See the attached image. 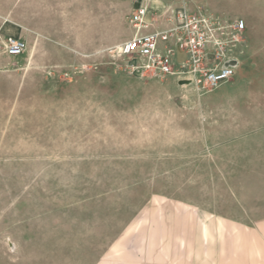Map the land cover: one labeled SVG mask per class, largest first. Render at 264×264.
<instances>
[{
	"label": "rangeland",
	"instance_id": "rangeland-1",
	"mask_svg": "<svg viewBox=\"0 0 264 264\" xmlns=\"http://www.w3.org/2000/svg\"><path fill=\"white\" fill-rule=\"evenodd\" d=\"M154 1L244 19V74L199 94L134 71L130 0H0V264H98L130 223L263 201L264 0Z\"/></svg>",
	"mask_w": 264,
	"mask_h": 264
},
{
	"label": "built area",
	"instance_id": "built-area-1",
	"mask_svg": "<svg viewBox=\"0 0 264 264\" xmlns=\"http://www.w3.org/2000/svg\"><path fill=\"white\" fill-rule=\"evenodd\" d=\"M130 2L132 34L117 46L116 55L135 59L134 71L149 78L171 76L199 94L217 90L233 78L245 40L244 19L221 16L201 5ZM5 49L9 56H18L25 43L8 36Z\"/></svg>",
	"mask_w": 264,
	"mask_h": 264
},
{
	"label": "crops",
	"instance_id": "crops-1",
	"mask_svg": "<svg viewBox=\"0 0 264 264\" xmlns=\"http://www.w3.org/2000/svg\"><path fill=\"white\" fill-rule=\"evenodd\" d=\"M243 51L230 81L250 62L249 43ZM258 198L227 212L200 209L193 222L130 223L98 264H264V192Z\"/></svg>",
	"mask_w": 264,
	"mask_h": 264
}]
</instances>
